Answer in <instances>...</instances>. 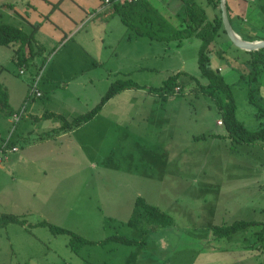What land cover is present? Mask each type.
I'll list each match as a JSON object with an SVG mask.
<instances>
[{
    "label": "rangeland",
    "instance_id": "rangeland-1",
    "mask_svg": "<svg viewBox=\"0 0 264 264\" xmlns=\"http://www.w3.org/2000/svg\"><path fill=\"white\" fill-rule=\"evenodd\" d=\"M44 1L0 0V9H13L20 14V18L14 15L20 20H38L40 9L86 8L82 0H53L50 6H46ZM191 3L194 9H212L206 0L156 1L159 11L171 18L170 27H174L175 20L178 26L182 25L179 22L182 21L183 9L186 5L192 7ZM5 20L0 19V22ZM22 26L26 33H30L26 22ZM47 28L45 25L42 32L35 35L36 41L46 44V49L40 53L36 49L28 66L19 67L13 62V53L18 45L0 47V83L7 88L11 107L19 110L25 106L26 115L30 102L26 104L25 101L34 65L47 60L63 36L60 37L62 33L56 28ZM129 30L125 28L126 32ZM53 34L56 36L51 40ZM225 37L228 39L222 33V38ZM184 40L179 49L172 47L170 51L166 43L148 46L151 55L160 53V47L169 51L165 55L167 57L158 60L147 56L148 66L158 65L163 69L117 77H128L144 89L120 92L110 99L109 107L100 117L115 119L113 124L117 122V125H99L100 131H105L99 137V144L93 143L99 148H88L80 159L78 156L81 172L73 171L71 166L75 167V164L72 159L67 156L66 161L63 155L60 164L69 168L66 175L55 180L51 175L38 176L39 169L35 177L33 174L28 177L27 172L20 173L15 165L12 167H15L14 173H11L9 169L2 168H9V160L0 164V214L23 217L31 225L46 221L92 241L118 235L135 239L140 244L127 246L110 242L104 246L88 245L75 254L68 247L67 235H53L44 227L26 229L9 224L0 228V264H264V142L234 145L228 139H196L200 135L223 134L224 129L211 99L189 93L191 82L188 77L179 79L185 89L178 95L162 98L147 92L149 87L161 86L168 76L177 72L178 66V71L206 83L197 66V44L201 40L193 38L188 45ZM219 43L217 37L209 49L210 66L232 85L237 119L248 130H257L261 125L255 118L256 109L248 102L244 81L239 80L241 74L248 70V65L243 57L231 51L222 57L217 55L223 49ZM71 45L69 42L56 55L55 65L60 64L63 74L60 73V79L55 81L54 95H46L49 92L42 89L40 82L39 89L43 95L33 101L37 107L45 106L44 113L57 109L59 102L62 113L59 115L70 116L73 114L70 110L74 108L76 113H86L111 83L102 67L88 68L91 59L78 61ZM92 47L87 49L93 53ZM121 47L118 46L119 50ZM141 52H144L143 47ZM144 58L137 54L134 58L137 62L125 60L124 66H143ZM81 63L84 71L79 77L76 72ZM73 77L75 79H70ZM75 80L88 82L91 87L86 90L76 87ZM259 82L264 104V70ZM54 97L57 100H53ZM7 117L0 115V128L1 121ZM129 117L130 123L123 124L124 119L129 122ZM50 121L59 120L52 118ZM48 123L43 121L39 126L45 129L50 126ZM23 149L12 157L19 156ZM26 188L36 194L34 205L25 197ZM49 191H54L52 198ZM136 196L169 214L173 225L149 230L146 234L127 226ZM237 220L255 224L238 231L230 239L213 237L212 225H230Z\"/></svg>",
    "mask_w": 264,
    "mask_h": 264
},
{
    "label": "crops",
    "instance_id": "crops-1",
    "mask_svg": "<svg viewBox=\"0 0 264 264\" xmlns=\"http://www.w3.org/2000/svg\"><path fill=\"white\" fill-rule=\"evenodd\" d=\"M53 0H45L44 4L46 6H50ZM91 1V2H90ZM102 0H95V3L92 2V0H82V4L85 5L86 8H83L81 6L80 9H40L39 12V18L38 20H34L31 18H22L23 20H20L21 17L20 14L15 13L13 9H0V19L1 21L3 19H6L2 23L10 24L20 28L24 29V26H22V23L26 22V25H28V28L30 29V32L33 31L34 28H36L35 35L38 33H41L44 26L47 25V29L56 28L59 32L62 34V40L59 46H55L51 56L47 60H41L38 65H34V70L31 72V79H33L35 70L37 67H42V89H47L49 93L46 95H54V88L56 87L55 81L56 79H60L61 74H63L62 69H60V64H56V55L59 51H61L64 46H67L69 42L72 43L71 50L73 54L76 56L78 61H84L86 59H91V64H87L89 69L95 68L97 66H100L103 68L104 73L106 76H109L110 82H112L117 77H124V75H131L134 72H140V73H149L153 71H159L163 68H159L158 65H151L148 66L147 63V56L154 58L155 60L162 59L164 57H167V55L170 51V48L175 47L176 49H179L180 46L183 44V40L181 41H168V42H161L156 40H150L148 37L145 36H137L135 33L125 26V24L121 21L120 17L115 14L114 9H111L110 6L103 7L101 6ZM151 4V6L155 9V11L165 20L168 24H171V18L164 16L160 11L156 4L157 0H148ZM185 1V0H184ZM258 1V2H257ZM256 2V4H254ZM206 3L212 7V9H194L193 5L191 9V13L194 15L192 24L194 29H196V32L198 33H207L210 30V24L212 19L215 17L216 14H218L217 9H214L211 4H209L208 0H206ZM261 5H264V2L262 0H225V6L228 7L226 9L228 19L231 25V28L233 32L240 37L244 41L248 42H257V41H263L264 40V16L261 15V12H259V8ZM187 6V5H186ZM100 7L102 9H100ZM93 8V9H90ZM12 10L14 13H12ZM38 10V9H36ZM180 14L182 13V10H179ZM19 16L15 17V16ZM186 15V9H183V17L180 18L182 21L179 23L182 24L181 26L185 24L184 19ZM14 23V24H13ZM117 24V25H114ZM111 25L115 27L111 28ZM174 27L172 28H179L181 26H178L177 20H175ZM125 28H127L129 31L126 32ZM96 30V31H95ZM24 31V30H23ZM50 32L47 33L49 37ZM225 34V33H224ZM56 34H53L54 38ZM219 40H220V47L222 49V53L217 52V55L222 57L223 55H227L228 52H234L236 54H239L241 57H243L244 62L247 63V61L250 60V55L248 54V51L241 50V49H234V45H231V42L228 41V39L222 38V33H219ZM196 38L199 40V38L193 36L190 38H186L184 41L186 42V45L190 44V40ZM36 39V38H35ZM38 42V41H37ZM162 44L169 49V51L164 50L160 47L161 52L156 53L155 55H151V51H149L148 46L152 47L153 44ZM218 44V45H219ZM37 45V44H36ZM57 45V44H56ZM92 51H88L87 47L92 46ZM122 46L119 50L118 46ZM39 51L37 53L42 52L46 49V44L38 42ZM200 44H197V47L199 48ZM211 45V47H213ZM143 47L144 52H141V48ZM178 47V48H177ZM70 48V46H69ZM150 55L148 54V51ZM175 49V50H176ZM174 51V50H173ZM226 53V54H224ZM139 54V57L146 61L143 66H136L134 68L133 66H128L125 68L124 61L127 60L129 63L137 62L134 60V58ZM105 55L107 58H105ZM96 57V58H95ZM113 57L114 59H111ZM162 57V58H161ZM45 59V58H44ZM33 60V58L31 59ZM108 63V64H107ZM113 63V64H109ZM111 65V66H110ZM103 66H107L108 68H104ZM79 71L76 72V75L80 77V73L83 74L82 69V63L79 65ZM177 72H183L178 71L179 66L176 68ZM220 69V68H219ZM176 72V73H177ZM121 73V76H120ZM186 73V72H185ZM79 74V75H78ZM104 75V74H103ZM76 77V76H75ZM75 77L70 79H75ZM66 82V81H64ZM62 83V82H61ZM76 87H82L83 89H87L88 87H91L88 85V82L85 83L83 81L75 80ZM67 84L65 85V87ZM138 90H125L122 92H133ZM148 95V94H147ZM101 98V97H100ZM9 99V97H8ZM57 100L56 97H54L53 100ZM52 100V99H51ZM100 100V99H99ZM99 102V101H98ZM97 102V103H98ZM110 100L104 105L103 109L97 114L91 121L84 124L80 128H77L75 130H72L70 132L66 133H59L55 135L52 138H46L44 140H37L38 137L45 135L48 132H52L53 129H56L60 126V121L52 122L51 119H43L41 118L42 115L45 112V106H39L37 107L36 103L34 101H30L27 107V115H23L20 119L19 123L15 127V130L11 133V117L4 118V120L1 121L2 128H0V137H3L7 135L9 136L11 133V140L14 142L17 141H24L25 139L27 141H32L30 144L25 146V148H20L18 145V151L20 149H23L22 153L15 157H12V154L9 157V161L7 162V166L9 168H6V166H3L2 168L9 169L11 173H14V168H12L14 165L19 167L17 170L21 173L23 171L27 172L28 177H31L30 174H33L35 177V172L37 169H39L38 176L44 175L45 176H53L52 180L60 179V177L67 173L68 166H62L61 163V157L63 155V159L70 158L72 159V163L75 164L74 166H71V169L73 171H80V162L79 159L83 156L85 153V150L90 149H97L99 148L97 145L93 146V143L99 144V137L101 134H103L105 131H100L99 125H108V126H114L117 125V122L113 124V120L115 119H102L100 116L104 114L105 110L110 105ZM60 103H58L57 109H53L50 112L56 113V114H62L60 113ZM96 103V104H97ZM27 104V103H26ZM95 104V105H96ZM10 105V102H9ZM30 105V106H29ZM55 107V105H52ZM11 107V105H10ZM12 108V107H11ZM18 109V108H17ZM75 109V108H74ZM74 109H71L70 112L73 114H70V116L66 117H74L76 115H80L83 113H76ZM13 112H16L17 110L15 108H12ZM25 113H26V107H25ZM43 121L49 122L50 126H48L45 129L40 128L39 124ZM52 122V123H51ZM119 122V120H118ZM219 122V120L216 121ZM130 123V117L129 122H126V119L123 120V124ZM97 124V126H95ZM120 123V125H123ZM6 125V126H5ZM10 131V132H9ZM222 139V138H217ZM25 150V151H24ZM17 151V152H18ZM67 161V160H66ZM11 164V166H9ZM23 176V175H22ZM32 180H37L34 178H31ZM54 191H49V197L52 198ZM25 197L27 200L34 205L36 203V194L34 192H31V189H25ZM137 197V196H136ZM135 197V198H136ZM135 199L133 200L134 204ZM49 202V200H47ZM41 204V202H40ZM133 204L131 207L130 214L128 216V219L131 215ZM45 206L46 203H43ZM127 219V220H128Z\"/></svg>",
    "mask_w": 264,
    "mask_h": 264
},
{
    "label": "trees",
    "instance_id": "trees-1",
    "mask_svg": "<svg viewBox=\"0 0 264 264\" xmlns=\"http://www.w3.org/2000/svg\"><path fill=\"white\" fill-rule=\"evenodd\" d=\"M208 2L213 6L214 9H217L218 14H216L212 19L210 24L211 28L207 33H198L196 32V29H194L192 24L194 15L191 13L193 5L192 7H189V5L186 6V15L184 19L185 24L179 29L170 27L167 21H165L155 11L148 0H139L130 4L114 3L110 6V8L114 9L115 14L120 17L125 26L130 28L137 36H145L150 40L161 42H168L172 40L181 41L193 36L201 40L197 52V66L201 78H204L206 83H202L197 77L191 76L185 72H177L168 76L162 82L161 86L149 87L147 89L149 95L152 94L162 98L178 95L185 89V85L180 83L179 79L185 76L188 77L191 82L189 85L190 94H194L196 96L204 95L211 99L216 111L220 116L219 119L221 121L222 128L224 129V133H211L209 136L200 135L198 138L196 137V139L204 140L207 137L222 138L224 140L228 139L231 144L234 145H252L259 142H264V104L262 103L259 88V80L261 73L264 70V48L257 51L248 52L250 55V60L246 63L248 65V70L241 74L239 78V80H243L245 83L248 102L256 109L255 118L261 125L257 130H248L245 128L244 124L237 119V106L231 91L232 85L228 84L224 80L223 76L220 75L218 71L213 70L210 66L209 49L219 36V33H225V31L223 29L220 15V0H208ZM226 9H228L227 6ZM259 12H261V15L264 16V5L260 6ZM35 32L36 28H34L32 32L26 33L16 26L0 22V47L13 44L18 45V48L13 53V62L19 67L28 66L29 61L32 59L33 55L36 54L35 50L39 49V47L36 45L37 41L35 39ZM36 46L38 48H35ZM41 69L43 68L39 67L34 73L33 77H36ZM41 80L42 79L39 80L38 87ZM140 89H144V86L138 85L128 77L124 79L115 78L110 83L106 92L101 96L99 102L86 113L76 115L70 119L51 112L44 113L41 118H55L58 119L61 124L58 128L53 129L52 132H48L45 135L38 137L37 140L52 138L61 132L66 133L80 128L84 124L91 121L97 114H99L104 105L118 93L125 90ZM42 95L43 94L41 93V97ZM14 113L15 112H13L9 105L7 88L2 83H0V115L11 117ZM17 124L12 123L11 128L13 126L16 127ZM2 139H5V137H2ZM31 142L32 141H27L26 139L22 142H14L11 140L9 146L19 145L20 148H23ZM22 218L23 217L13 214H0V228H6L9 224L21 225L26 229L35 227L47 228L48 231L53 235H67L69 238L68 247L70 251L75 254H78L83 247L88 245L97 244L104 246L110 242L127 246L140 244L135 239L118 235H112L100 241H92L80 236L79 234H76L69 229L48 223L46 221H41L35 225H31ZM126 224L137 232L146 234L149 230L151 231L156 228L171 227L173 225V218L157 206L147 202L143 197L137 196L133 204L131 215ZM253 224H255L253 221L237 220L232 222L230 225H212L211 231L213 237L216 239H230L233 234L237 233L238 231L245 230L251 227Z\"/></svg>",
    "mask_w": 264,
    "mask_h": 264
},
{
    "label": "built area",
    "instance_id": "built-area-1",
    "mask_svg": "<svg viewBox=\"0 0 264 264\" xmlns=\"http://www.w3.org/2000/svg\"><path fill=\"white\" fill-rule=\"evenodd\" d=\"M137 1H139V0H102L101 6L103 8L106 6H111L114 3L130 4V3L137 2ZM102 8L100 7V9H102ZM42 72H43V69L40 70L39 74L36 77H33L32 82H31V86H30V89L28 92V98L26 100V103L33 100V99L41 97V92L39 90L38 83L42 77ZM24 114H25V106L22 109H19L17 112H15L11 116V122L14 124H17ZM14 130H15V126H13L11 128V133ZM11 133L9 134L8 137H5V139H2V137H0V164L4 161L8 160L11 154L18 151L17 146H9L11 143Z\"/></svg>",
    "mask_w": 264,
    "mask_h": 264
},
{
    "label": "water",
    "instance_id": "water-1",
    "mask_svg": "<svg viewBox=\"0 0 264 264\" xmlns=\"http://www.w3.org/2000/svg\"><path fill=\"white\" fill-rule=\"evenodd\" d=\"M220 15L222 20L223 29L225 31L226 36L234 45L236 48L245 50V51H257L259 49L264 48V40L263 41H257V42H248L242 40L240 37H238L232 30L227 11L225 6V0H220Z\"/></svg>",
    "mask_w": 264,
    "mask_h": 264
}]
</instances>
